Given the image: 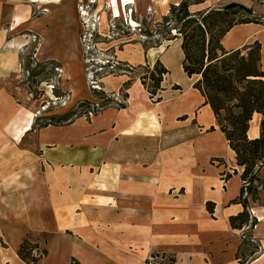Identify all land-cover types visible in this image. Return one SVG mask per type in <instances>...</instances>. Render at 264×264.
<instances>
[{"label": "crops", "instance_id": "crops-1", "mask_svg": "<svg viewBox=\"0 0 264 264\" xmlns=\"http://www.w3.org/2000/svg\"><path fill=\"white\" fill-rule=\"evenodd\" d=\"M125 1L126 6L132 4ZM134 1L138 11L142 1L157 2L164 10L184 0ZM100 2L55 0L49 14L34 18L26 0H0V240L6 244L0 243V264H24L17 255L22 240L42 233L61 236L59 253L68 245L82 248V257L76 251L67 255L68 261L75 258L80 264H146L153 255L174 256L175 264H240L237 252L247 231L233 229L230 218L244 211L242 204L233 203L243 185V168L229 146V159L212 153L215 139L224 135L211 107L193 88L199 77L188 78L186 91L171 80L177 54L184 72L180 39L165 41L146 55L140 50L131 54L128 46L119 54L122 61L151 68L159 62L168 71L160 102L136 80L124 109L108 108L90 121L81 118L70 125L27 130L33 113L21 105L23 92L14 80L20 50L31 36H39L36 59L55 60L69 71L79 58L78 9ZM234 2L252 7L248 0ZM245 29L253 33L243 36ZM255 41L262 47L264 70L263 25L235 26L222 43L229 51ZM125 82L109 80L107 87L119 90ZM261 119L253 116L249 139L260 137ZM207 139L211 145L204 153L205 166L200 160ZM214 159L221 162L212 164ZM59 169L66 175L65 203L59 202ZM94 183L99 187L95 202L84 193L76 195ZM249 206L257 220L251 235L261 248L249 264H264V204ZM63 227L71 234L63 235Z\"/></svg>", "mask_w": 264, "mask_h": 264}, {"label": "rangeland", "instance_id": "rangeland-1", "mask_svg": "<svg viewBox=\"0 0 264 264\" xmlns=\"http://www.w3.org/2000/svg\"><path fill=\"white\" fill-rule=\"evenodd\" d=\"M131 1L132 4L126 6L125 0H110V2L102 0V4L100 2L99 6L90 3L78 9L82 25V31L79 36V58L78 61L76 60L72 63L69 71H67L66 66L55 60L39 62L35 57V53L40 44V37L36 35L31 36L27 45L20 50L19 71L15 75L18 79H14L15 81L17 80L19 90L22 89L21 91L23 92V96L20 98L21 105H26L28 110L33 113L31 115V126L27 128L28 131L41 129L48 124L56 127L70 125L75 120L81 118H88L86 120L90 121L94 116L93 114L92 116H88L89 111L92 110L91 105L94 106L98 102H101V100L116 104L126 102L124 107H109L119 110L124 109L129 105V89H131L136 80L141 81V79L147 76V85L150 84L151 86L152 84L148 76V72L152 69L149 65H134L127 61H122L119 54L120 52H125V47L128 46L131 49V54L134 51L140 50L143 55H146L151 48L160 47L161 45L165 46L167 43L165 41H169L175 36L182 41L177 34L179 24L176 20V14H174L172 9H178L183 2L189 6L188 9L190 11L192 10V12L189 11L192 17L210 10H222L231 4V0H184L178 5L173 4L163 10L160 5H155L157 2L142 1L138 5L140 9L134 11L135 7H132V5L135 6L137 3L135 4L134 0ZM26 2L31 6L34 18L49 14V7L55 4V0H26ZM91 2H94V0H91ZM248 2L252 6L253 16H256L257 20L264 23V0H248ZM114 7L118 9L119 14L115 12ZM242 16L246 17L244 14ZM252 33L249 29H245L243 36ZM179 61V55L177 54V61L173 66L171 80L177 81L183 86L184 91H186L189 84L188 77L184 76V72L182 73L180 70ZM128 70L132 73H129ZM121 79L126 80L121 89H108L107 84L109 80ZM209 141V139L204 141L202 146L204 152L200 163L205 166L204 153L209 150L211 145ZM228 150V144L224 137L223 139H215L212 153H217L229 159L230 153ZM214 161L221 162V160L214 159L211 163L214 164ZM96 173L97 170L92 171L93 175ZM57 174L59 181V202L63 200L61 203H65L68 196L66 175L64 170L60 169ZM262 175L264 177V170ZM85 186L84 191L76 195L84 193L87 200L95 202L99 193L98 185L94 183L90 187L88 185ZM68 189L71 192V187H68ZM259 190L260 194L255 200L251 196L249 197V204L251 202L258 205L264 204V182L260 184ZM196 192L199 193L200 191L196 190ZM64 212H66L65 209ZM66 216L68 215L63 217ZM253 229H250L249 226L242 229L247 231V233L243 234V240L251 236L254 242L253 240L250 242L256 246H260L259 242L251 235ZM66 230L63 227L61 233L63 235H70L71 232ZM27 237L21 242L22 245L23 242L27 241L23 253L29 259H37V264H72V258L68 261L67 256L71 251H76L81 257L85 255L82 248L70 247V245L66 246L65 252L59 253L58 245L62 239L60 235L53 238L51 235L42 233L35 236L28 235ZM0 243H2L3 247H6V244L1 240ZM246 248H249V246ZM248 250H251V248ZM18 252L19 249L17 255ZM21 261L24 264H34L22 259ZM83 262L85 264H97L91 260ZM150 264H169V261L167 258L159 256L150 259Z\"/></svg>", "mask_w": 264, "mask_h": 264}, {"label": "trees", "instance_id": "trees-1", "mask_svg": "<svg viewBox=\"0 0 264 264\" xmlns=\"http://www.w3.org/2000/svg\"><path fill=\"white\" fill-rule=\"evenodd\" d=\"M189 6L183 2L179 8H173L179 24L177 34L182 39L183 71L188 78L199 79L193 85L205 98L206 104L213 111L219 130L224 135L229 148L235 153L237 166L243 168L241 174L242 188L234 204H242L244 211L237 217L230 218L231 227L242 230L244 227L253 229L257 225L256 218L249 212V197L254 200L260 194V184L264 182V70L261 63V44H253L239 50L227 51L222 45L224 37L238 25L264 23L253 16V9L239 3H231L222 10H210L192 17ZM245 15L246 17L242 16ZM177 39V36L171 40ZM168 71L157 62L150 69L148 76L152 82L147 85L146 78L141 79L154 102L158 97L163 78ZM153 88V90H151ZM180 88L177 86V90ZM124 107V106H122ZM95 113L94 115H96ZM255 114L261 115L260 137L251 140L248 137L250 122ZM45 125L42 128L48 127ZM211 128L210 132H214ZM229 178V175L227 176ZM207 209L213 213V204L208 203ZM253 239L243 240L237 252L240 264H249L254 260L259 246ZM254 242V240H253ZM27 241L19 248L18 255L22 260L38 263L37 259H29L24 255ZM249 246V248H246ZM251 250H248L250 249ZM159 257L153 255L151 257ZM169 264H175L174 256L163 255ZM41 259V258H40ZM72 264H80L72 258ZM150 264V260L146 262Z\"/></svg>", "mask_w": 264, "mask_h": 264}, {"label": "built area", "instance_id": "built-area-1", "mask_svg": "<svg viewBox=\"0 0 264 264\" xmlns=\"http://www.w3.org/2000/svg\"><path fill=\"white\" fill-rule=\"evenodd\" d=\"M131 70V69H130ZM130 70H128L129 73H132ZM126 105V102H121L119 104H116L114 102H106L104 100H101V102H98L97 104H95L94 106L91 105V111H89V114L88 116H92V114L94 115L95 113H99V112H102L104 111L105 109L111 107V106H116V108H120L122 106H125ZM99 110V111H97ZM249 229V228H248ZM261 251V248L259 246V250L258 252L256 253L255 257L259 254V252Z\"/></svg>", "mask_w": 264, "mask_h": 264}, {"label": "bare ground", "instance_id": "bare-ground-1", "mask_svg": "<svg viewBox=\"0 0 264 264\" xmlns=\"http://www.w3.org/2000/svg\"><path fill=\"white\" fill-rule=\"evenodd\" d=\"M85 13V12H84ZM88 22V21H87ZM89 24V23H88ZM102 27V26H101ZM2 247V246H1Z\"/></svg>", "mask_w": 264, "mask_h": 264}]
</instances>
